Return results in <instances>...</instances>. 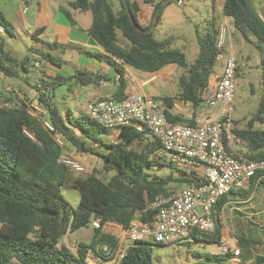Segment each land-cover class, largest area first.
I'll list each match as a JSON object with an SVG mask.
<instances>
[{"label":"trees","instance_id":"16d2710c","mask_svg":"<svg viewBox=\"0 0 264 264\" xmlns=\"http://www.w3.org/2000/svg\"><path fill=\"white\" fill-rule=\"evenodd\" d=\"M120 9L114 12L108 0H71V8L88 10L92 13V23L88 28L89 35L104 49L106 56L88 52L98 58H106L118 74V87L111 99H122L125 96L127 82L123 76L122 65L141 71L155 72L166 65L173 64L181 68L176 79L175 93L162 96L163 111L166 118L173 123L196 125L195 111L201 105L199 92L208 85L213 73L215 47V25L212 33L197 34L199 52L189 63L186 54L178 48L171 47V39L157 40L154 28L149 33L138 31L132 24L123 0H118ZM153 5L151 22L142 25L136 17L130 3L129 8L135 20L142 28L152 23L156 9L164 0H144ZM169 0L166 4H168ZM155 25L158 23L161 12ZM222 13L232 20L234 27L248 40L252 39L257 50L262 54L264 67V34L256 26L247 10L244 0H225ZM264 24V19L261 17ZM0 23L5 33H10L8 21L0 10ZM155 27V26H154ZM40 30V29H37ZM0 72L7 77L19 76V69L28 70L33 56L18 58L4 49L0 41ZM47 60L53 61L50 56ZM45 59V60H46ZM116 59L118 61H116ZM237 67V72L239 70ZM237 75V73H236ZM100 74L78 70L75 74L64 77L56 75L52 81H44L54 89L67 81L87 85L96 83ZM106 78V77H105ZM51 95H38L37 101L46 110V118L63 138V143L70 146L73 152H87L96 155L102 162L100 169H92L86 175L75 173L61 163L62 147L57 143L54 134L42 127L41 121L27 112V104L21 100L20 105L9 106L13 98L0 103V264H86L84 258L89 249L99 254L100 246L107 244L110 250L117 247L118 237L102 231L106 223H114L126 228L133 220L152 222L156 210L147 208L159 196L174 192L168 186L170 182L190 185L195 182L193 171L182 169L179 179L173 177L149 178L144 169L154 160L163 164L161 159H154V141H146V131H137L132 126L119 129L118 140L107 142L100 133L107 129L101 127L87 113L77 117L61 115L52 105ZM190 106L191 118H185L172 112L174 100ZM263 105L258 109L257 118L264 121L260 114ZM210 117L206 118L208 120ZM67 120V122H66ZM68 123V124H67ZM27 127L39 143L23 133ZM240 143L245 145L246 159L256 160L264 157V130H233ZM145 141V142H144ZM144 142L142 148L135 144ZM171 165V163H168ZM264 190V169L258 170L248 182V188L242 189L246 195L253 190ZM63 189L78 191L76 207L64 197ZM231 189L218 199L215 210L220 212L224 206L231 205L235 199L228 198L234 192ZM226 204V205H225ZM93 218L100 219V228L93 229L89 242L78 241L75 249L59 244L63 235L83 227L90 226ZM250 223V222H249ZM257 226V225H255ZM255 228V229H254ZM251 234H236L239 254L206 253L205 262L221 264L237 258L236 264H264V226H257ZM257 235L261 236L258 238ZM221 228L216 224L214 231L200 233L193 231L190 240L206 244H221ZM188 242V241H186ZM162 243L150 240L130 244L120 264H153L152 245ZM262 244V249L259 246ZM259 248V249H258ZM208 261V262H207Z\"/></svg>","mask_w":264,"mask_h":264},{"label":"built area","instance_id":"2783aa9c","mask_svg":"<svg viewBox=\"0 0 264 264\" xmlns=\"http://www.w3.org/2000/svg\"><path fill=\"white\" fill-rule=\"evenodd\" d=\"M177 2L182 4L183 0ZM4 33L5 28L0 23V34ZM229 39L228 23L220 22L215 32L213 67L222 62V68L219 73L213 71L208 85L199 92V112L207 113L216 108L208 120L196 125L173 123L166 118L160 101L140 93H127L122 99H92L87 103V114L101 127L120 129L132 126L137 131H146L156 144L154 157L180 169L193 171L196 179L180 191L159 196L147 205V208L156 210L154 220H133L128 227L122 228L115 249L110 250L107 244L99 247V254L89 249L84 258L86 264H120L129 245L137 241L150 240L181 246L190 240L193 231H214L215 225L223 221L224 209L220 212L215 210L218 199L231 189L247 188L250 177L264 169V157L256 160L245 158L247 149L239 142L231 127L238 61L235 52L227 51ZM6 89L11 90L8 87ZM47 89V86L40 84L37 96L47 93ZM11 94L13 100L8 103L9 106H17L21 100L25 101L14 90ZM25 103L27 112L38 118L42 127L53 133L63 148V138L55 133L53 125L46 118V110L42 106ZM23 133L39 143L27 127L23 128ZM60 160L75 173L87 172L86 167L64 150ZM90 225L94 229L100 228V219H91ZM219 251L239 254L238 247L232 248L227 243L222 244Z\"/></svg>","mask_w":264,"mask_h":264},{"label":"crops","instance_id":"0c3cea01","mask_svg":"<svg viewBox=\"0 0 264 264\" xmlns=\"http://www.w3.org/2000/svg\"><path fill=\"white\" fill-rule=\"evenodd\" d=\"M70 1L71 0H0V10L8 21L11 31L10 33L6 32L0 34V41L2 40L4 42V49L18 58L27 55L33 56L31 62L32 65L41 69L40 75L33 73L30 74L31 63L28 70L19 69V76L15 79H18L19 82L23 83L21 87L10 82L8 77L0 72V103L6 99H9V102L13 98L10 93L5 91L6 87L10 86L19 97L27 99L32 104L42 106L38 103L36 98L38 86L43 84L44 81H52L58 74L64 77H69L75 74L78 70L101 75L98 82L87 85H81L75 83V80H70L71 83L74 82L72 90L74 98L83 101V110L80 109L79 104H76V108L80 113H87L86 106L90 100L109 98L116 91L118 87V74L115 68L106 58H98L88 53H100L106 56L103 47L88 33V28L93 19L92 13L88 10L71 8L68 5ZM129 1L135 11L139 23L142 25H148L151 22L153 5L144 0ZM188 1L189 0H183V3L179 5H184V3ZM224 1L225 0H212V5H214L215 9H220L222 12ZM109 3L114 12L119 11L120 5L118 0H110ZM254 3L259 16L263 17L264 0H254ZM220 22H227L229 25L230 39L227 51H233L230 43L232 37L231 34H233L230 30V26L234 27L232 20L223 15L219 23ZM218 24L215 25V28ZM7 34L12 35L14 40L19 41L16 43L18 48L13 46L6 38ZM21 40L30 42V52L25 54L21 50ZM47 56L52 57L54 60H47ZM217 64V70L215 69L216 65L213 67L215 73H219L222 68V62H218ZM122 68L124 79L127 82L125 94L140 93L153 96L160 101L163 107L164 103L161 97L164 95L171 96L175 93L173 83L174 81L176 82L177 76L181 73V68L179 69V74L176 73V68L178 67L173 64L166 65L155 72L141 71L127 65H122ZM130 69L135 70V72H132ZM47 88L48 94L53 96L54 89H51L48 86ZM173 102L174 108L172 112L174 114L185 118H191L192 110L189 105L176 99ZM68 111L69 114H73L72 110L69 109ZM212 115L213 112L201 113L198 109L195 111V119L198 122H202ZM109 130H112V132L108 134V138L103 137V140L112 142L118 137L119 129H107V131ZM102 135L104 136L105 134L102 133ZM146 137V141H152V137L148 133L146 134ZM62 150L67 152V147L65 148L64 146ZM68 150L72 155L73 149L69 146ZM185 186L186 185H184V187ZM228 203L229 202H227V205ZM101 229L102 231L115 235L116 237H119L122 231V227L114 223H106ZM67 234L65 235L68 238ZM92 234L93 232L90 233L86 242L91 240ZM221 241L222 242L219 245L206 243H200L199 245H211L212 248L209 253H220V246L224 243L229 245V238L225 240L222 235ZM77 242L78 241L76 240L74 243L70 244L71 249H75ZM232 247H238L237 242ZM199 262L200 260L198 263Z\"/></svg>","mask_w":264,"mask_h":264},{"label":"rangeland","instance_id":"374dc122","mask_svg":"<svg viewBox=\"0 0 264 264\" xmlns=\"http://www.w3.org/2000/svg\"><path fill=\"white\" fill-rule=\"evenodd\" d=\"M108 1L110 2V0ZM222 17L223 14L221 10L214 8L212 0H189L185 2L184 5H179L177 0H171L164 6L161 17L154 27V37L157 40H163L165 38L171 39V47L178 48L184 52L187 61L191 63L199 52L197 34L204 35L207 32L212 33V26L218 24ZM230 30L233 33L231 34L232 37L230 40L231 49L236 53L238 66L240 68L238 72H236L237 75L234 80L232 130H264V121L257 118L258 109L261 107V104L263 105V109L260 114L264 116V67L261 62L260 52L257 50L251 38L250 40L246 39L241 32L233 26H230ZM6 38L13 46L18 48L16 44L18 40H14L13 36L9 34L6 35ZM29 44V41H20V45H22L21 50L25 54L30 52ZM31 62L32 60L30 63ZM217 68L218 64H216L215 69L217 70ZM179 69V67L176 68V73L178 74ZM130 70L135 72L133 69ZM40 72L41 69L34 67L31 63L30 74L40 75ZM8 80L20 87L23 84L13 77H8ZM73 83L74 82L71 83L68 81L65 84L56 86L53 90V96L51 97V104L58 109L65 119L66 116L77 117L80 114L76 108V104H79L81 110H83L84 107L83 101L73 96ZM173 84L176 89V82L174 81ZM8 88L11 90L5 89V91L11 94L14 89L10 86H8ZM25 101L31 103L27 99H25ZM69 109L73 111L72 115L69 114ZM215 111L216 108H212L210 112L214 113ZM111 132L112 130L106 131L105 133L101 132L100 135L104 133L105 135L101 137L108 138V134ZM117 139L118 137H116L115 140ZM143 144L144 142H140L135 144L134 147L140 149ZM64 146L65 148L67 147L66 151L70 154L71 152L68 150L69 146L66 145V143ZM71 156L87 168V172L81 175H86L92 169H100L102 165L99 158L92 153H77L74 151ZM152 157H154L153 153ZM154 159H156V157H154ZM162 162L164 163L160 164L158 160H154L150 166L145 167V174L149 178H166L170 176L178 180L183 170L173 164H168V162ZM168 186L173 188L176 192L181 190L184 184L178 180L177 182H170ZM247 188H237L234 192L228 194V198L237 201L231 200V205H227L223 211V221L217 223L220 225L224 239L226 240L229 238V246L231 247L236 244V234L248 236L251 234L252 228L262 226L264 223V190L260 188L256 191L253 190L247 196L245 191H242V189ZM62 193L71 205L76 207L79 196L78 191L74 189H63ZM91 227H83L73 231L67 234L68 238L66 235H63L59 238L58 242L65 244L69 248H71L70 244L74 243L76 240L86 242L90 233L93 232L94 228L92 227V229ZM255 235L260 238V240L262 239L260 235L256 233ZM211 248V245L200 246L199 243L195 241L184 242L181 246L175 244L158 245L153 243L152 263L197 264L199 260L200 262H205L204 255L209 253ZM259 248H263L262 244ZM236 263L237 258H232L221 264ZM208 264L216 263L209 261Z\"/></svg>","mask_w":264,"mask_h":264},{"label":"water","instance_id":"95a60500","mask_svg":"<svg viewBox=\"0 0 264 264\" xmlns=\"http://www.w3.org/2000/svg\"><path fill=\"white\" fill-rule=\"evenodd\" d=\"M169 0H164L162 2V4L156 9L155 13H154V17H153V20H152V23L150 24L149 27L147 28H142L139 23L135 20V17L134 15L131 13L130 11V8H129V4L127 2V0H123L124 2V5H125V8H126V11H127V14L132 22V24L134 25V27L142 32V33H149L155 26V22L157 21L158 19V15L163 7L164 4H166ZM245 1V4H246V7H247V10L250 14V17L252 18V20L254 21V23L256 24V26L260 29V31L264 34V24L263 22L261 21V17L259 16L258 12H257V9L255 7V3H254V0H244ZM262 56V54L260 53V57Z\"/></svg>","mask_w":264,"mask_h":264}]
</instances>
